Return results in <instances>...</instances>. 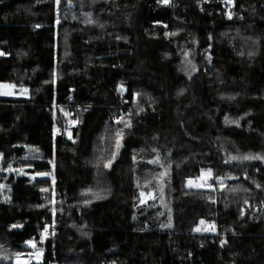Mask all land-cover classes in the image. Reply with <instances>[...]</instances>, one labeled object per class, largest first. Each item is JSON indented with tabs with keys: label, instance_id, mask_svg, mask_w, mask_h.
Here are the masks:
<instances>
[{
	"label": "trees",
	"instance_id": "1",
	"mask_svg": "<svg viewBox=\"0 0 264 264\" xmlns=\"http://www.w3.org/2000/svg\"><path fill=\"white\" fill-rule=\"evenodd\" d=\"M0 52V264H264V0H0Z\"/></svg>",
	"mask_w": 264,
	"mask_h": 264
},
{
	"label": "snow or ice",
	"instance_id": "2",
	"mask_svg": "<svg viewBox=\"0 0 264 264\" xmlns=\"http://www.w3.org/2000/svg\"><path fill=\"white\" fill-rule=\"evenodd\" d=\"M57 4L60 3V0H56ZM163 3H168L169 0H162ZM228 2L230 3L231 0H228ZM89 23H92L91 20L88 21ZM38 27V26H37ZM4 53L0 52V55H3ZM24 92L27 91V89H24L23 90ZM121 91H123V89L121 88ZM4 94H8V93H4ZM126 126H130V125H126ZM120 134H118L119 136ZM117 148H119V139L117 140ZM113 158H115V153L113 154ZM231 159H236V157H231ZM243 159H246V160H252V159H260V160H264V156H259V155H254V156H245L243 157ZM111 165V161H109L107 164H105V167H110ZM22 171V170H21ZM164 175V174H162ZM212 173H211V170H208L207 173L205 174L204 170H201V176L199 177V180L200 181H206V179L208 177H211ZM187 186L189 187H203L204 184L203 183H194L193 180L189 179L188 182H187ZM0 187H3V186H0ZM210 187V186H209ZM259 187V185H258ZM44 191H47V190H44ZM233 191H235V189H233ZM96 195V198L97 199H100L102 198L101 196H99V194H94ZM149 197L151 196V193L148 194ZM141 196L143 197L144 196V193L142 192L141 193ZM146 201L144 199H141L140 203L143 204L145 203ZM85 203H89V201H85ZM247 203V201L245 202ZM40 207H43V205H40ZM53 214H55V210L53 209ZM243 214V212L241 213ZM205 224V221L201 220L200 221V225H204ZM12 227H20V225H13ZM163 227H171V222H169L168 225H163ZM194 231H215V225H209L207 227H196L194 229ZM48 232V228L47 226L44 228V231L41 233V242H43V239L46 237V234ZM27 244H29L31 247H33L34 249L36 248V244L34 241H27L26 242ZM42 253V250L41 249H37L36 252L34 254H30V255H35L36 257H39ZM4 259H8V257H3ZM17 264H27V261H21V256L20 254H17Z\"/></svg>",
	"mask_w": 264,
	"mask_h": 264
},
{
	"label": "rangeland",
	"instance_id": "3",
	"mask_svg": "<svg viewBox=\"0 0 264 264\" xmlns=\"http://www.w3.org/2000/svg\"><path fill=\"white\" fill-rule=\"evenodd\" d=\"M24 88H21V87H16L12 84H9V83H0V95L1 96H7V97H25L27 95L26 92L23 91ZM4 93H8V94H4ZM69 118L70 120V117L69 116H66ZM70 124H72L71 120H70ZM64 130V125L62 127V131ZM66 135L69 136V131H65ZM13 171L15 172L16 174H23L29 178H32L33 177V174L29 173V172H26V168L25 167H19V168H15V167H6L4 172H7V171ZM22 170V171H21ZM204 170L205 174L207 173L208 169H202ZM48 175V174H47ZM1 176V175H0ZM201 176V171H200V174L195 177V178H187L186 179V186H187V182L189 179L193 180L194 183H203L204 185H206L207 183H209V179L210 177H208L206 179V181H200L199 180V177ZM0 186H3V187H0V196L2 198H5L7 195L5 192L2 191V189H4L6 187V185L4 184V182L0 179ZM189 187V186H188ZM144 198L146 197L145 195L143 196ZM29 247H31L29 244H27ZM30 254H34V253H26V254H21V261H27V264H31L32 261H35L38 259V257H36L35 255H30ZM15 263L17 264V259H15Z\"/></svg>",
	"mask_w": 264,
	"mask_h": 264
},
{
	"label": "built area",
	"instance_id": "4",
	"mask_svg": "<svg viewBox=\"0 0 264 264\" xmlns=\"http://www.w3.org/2000/svg\"><path fill=\"white\" fill-rule=\"evenodd\" d=\"M162 4L163 5H165L166 3H163L162 2ZM55 107L57 108V110H58V112L60 113V114H63V115H65V116H69L70 117V120H71V122H72V124L71 125H73L74 123H75V119L73 118V117H71V115H73V111H71L70 112V114L61 106V105H59V104H57V105H55ZM81 108H80V106H77L76 107V110L77 111H79ZM65 131V129L63 130V132Z\"/></svg>",
	"mask_w": 264,
	"mask_h": 264
}]
</instances>
